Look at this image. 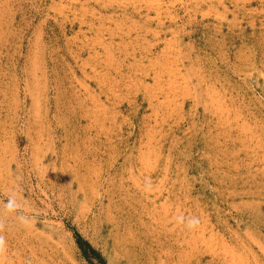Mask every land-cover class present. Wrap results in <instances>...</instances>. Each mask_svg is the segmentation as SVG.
Listing matches in <instances>:
<instances>
[{"label": "rangeland", "instance_id": "374dc122", "mask_svg": "<svg viewBox=\"0 0 264 264\" xmlns=\"http://www.w3.org/2000/svg\"><path fill=\"white\" fill-rule=\"evenodd\" d=\"M0 236V264H264V0H0Z\"/></svg>", "mask_w": 264, "mask_h": 264}, {"label": "clouds", "instance_id": "9594fccd", "mask_svg": "<svg viewBox=\"0 0 264 264\" xmlns=\"http://www.w3.org/2000/svg\"><path fill=\"white\" fill-rule=\"evenodd\" d=\"M23 206L24 205L16 198L15 195H10L4 205L5 209L8 212H16L17 209H20ZM19 218L22 222H27L29 219L27 216L24 215H21ZM5 245L6 242L4 240V237L0 236V252H2L5 249Z\"/></svg>", "mask_w": 264, "mask_h": 264}, {"label": "trees", "instance_id": "16d2710c", "mask_svg": "<svg viewBox=\"0 0 264 264\" xmlns=\"http://www.w3.org/2000/svg\"><path fill=\"white\" fill-rule=\"evenodd\" d=\"M78 241H79V243L81 244V247H82L83 249H85V250H84L85 252H87V250H86V248H85V244H87L88 247H90L89 249H91L92 252L96 253L95 250H94V249H93V248H92L87 242H85V241L82 240V238L78 237Z\"/></svg>", "mask_w": 264, "mask_h": 264}]
</instances>
